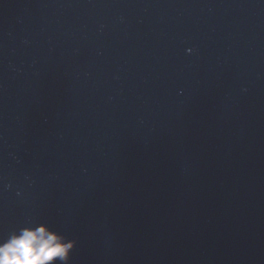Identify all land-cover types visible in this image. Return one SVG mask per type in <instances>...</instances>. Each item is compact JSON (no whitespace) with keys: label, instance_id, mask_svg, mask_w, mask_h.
<instances>
[{"label":"water","instance_id":"95a60500","mask_svg":"<svg viewBox=\"0 0 264 264\" xmlns=\"http://www.w3.org/2000/svg\"><path fill=\"white\" fill-rule=\"evenodd\" d=\"M71 264H264V0H0V237Z\"/></svg>","mask_w":264,"mask_h":264},{"label":"clouds","instance_id":"9594fccd","mask_svg":"<svg viewBox=\"0 0 264 264\" xmlns=\"http://www.w3.org/2000/svg\"><path fill=\"white\" fill-rule=\"evenodd\" d=\"M76 247L48 223L33 222L0 237V264H71Z\"/></svg>","mask_w":264,"mask_h":264}]
</instances>
